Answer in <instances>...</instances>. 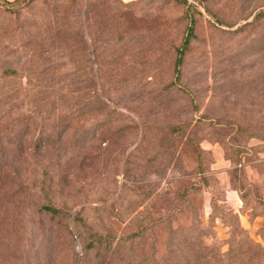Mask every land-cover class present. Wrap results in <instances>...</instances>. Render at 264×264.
I'll use <instances>...</instances> for the list:
<instances>
[{"label":"rangeland","instance_id":"obj_1","mask_svg":"<svg viewBox=\"0 0 264 264\" xmlns=\"http://www.w3.org/2000/svg\"><path fill=\"white\" fill-rule=\"evenodd\" d=\"M187 1L177 74L183 0H0V264H264V0Z\"/></svg>","mask_w":264,"mask_h":264},{"label":"trees","instance_id":"obj_2","mask_svg":"<svg viewBox=\"0 0 264 264\" xmlns=\"http://www.w3.org/2000/svg\"><path fill=\"white\" fill-rule=\"evenodd\" d=\"M34 1L36 0H14V1L5 0V3L11 6H17L18 8H22L26 5L33 3ZM183 3L187 5V12H189L191 15H190V20H189V25L187 27L186 36L184 40L182 41L181 47L177 51V59H176V65H175L177 74L180 73V67L182 66L184 62L186 53L188 52L192 41L196 38V21L193 17V12L197 10V7L194 4L188 3L187 0H183ZM262 17H264V11H261L256 15V19H260ZM177 77H179V75H177ZM96 99H97L95 100L96 104H103L100 98H96ZM98 106L101 107V105H98ZM43 209L55 216L60 214L59 210L51 206H45Z\"/></svg>","mask_w":264,"mask_h":264},{"label":"crops","instance_id":"obj_3","mask_svg":"<svg viewBox=\"0 0 264 264\" xmlns=\"http://www.w3.org/2000/svg\"><path fill=\"white\" fill-rule=\"evenodd\" d=\"M7 1H14V0H7Z\"/></svg>","mask_w":264,"mask_h":264}]
</instances>
